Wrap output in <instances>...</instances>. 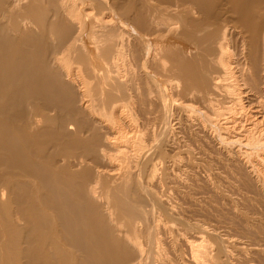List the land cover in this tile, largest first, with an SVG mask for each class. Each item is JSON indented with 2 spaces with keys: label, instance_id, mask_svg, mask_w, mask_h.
Masks as SVG:
<instances>
[{
  "label": "bare ground",
  "instance_id": "obj_1",
  "mask_svg": "<svg viewBox=\"0 0 264 264\" xmlns=\"http://www.w3.org/2000/svg\"><path fill=\"white\" fill-rule=\"evenodd\" d=\"M140 99L264 181V0H0V264H174Z\"/></svg>",
  "mask_w": 264,
  "mask_h": 264
},
{
  "label": "rangeland",
  "instance_id": "obj_2",
  "mask_svg": "<svg viewBox=\"0 0 264 264\" xmlns=\"http://www.w3.org/2000/svg\"><path fill=\"white\" fill-rule=\"evenodd\" d=\"M140 100L136 119L143 124L148 118L146 116L157 118L152 140L146 144L148 149L155 146L157 152L161 151L165 166L162 162L153 183L143 173L139 184L147 182V186L154 190L156 180H162L163 188H159L165 200L162 203L169 208L171 206L170 217L166 216L170 223L165 219L172 229V238L165 249L173 263L193 264L192 251L178 240L183 229L188 241L207 243L212 264H264V181L238 161L226 144H219L221 136L217 139L210 131H202L190 123L187 112L178 103L172 102L169 106L158 103V106L156 102L154 106ZM160 105L161 109H155ZM148 106H154V110ZM164 108L169 113L168 124L165 123L168 116ZM164 116L165 122L162 120ZM169 134L172 135L171 140L167 141ZM261 167L258 166V171L264 176V165ZM128 200H133V204L134 199ZM136 204L134 202L133 205L139 206Z\"/></svg>",
  "mask_w": 264,
  "mask_h": 264
}]
</instances>
